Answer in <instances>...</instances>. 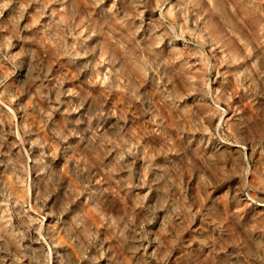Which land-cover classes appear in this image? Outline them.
Returning <instances> with one entry per match:
<instances>
[{"label":"rangeland","instance_id":"374dc122","mask_svg":"<svg viewBox=\"0 0 264 264\" xmlns=\"http://www.w3.org/2000/svg\"><path fill=\"white\" fill-rule=\"evenodd\" d=\"M0 264H264V0H0Z\"/></svg>","mask_w":264,"mask_h":264}]
</instances>
